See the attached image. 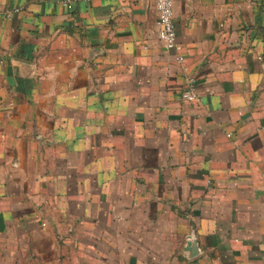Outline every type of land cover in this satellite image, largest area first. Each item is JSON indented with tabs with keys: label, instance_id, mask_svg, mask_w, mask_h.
Listing matches in <instances>:
<instances>
[{
	"label": "crops",
	"instance_id": "crops-1",
	"mask_svg": "<svg viewBox=\"0 0 264 264\" xmlns=\"http://www.w3.org/2000/svg\"><path fill=\"white\" fill-rule=\"evenodd\" d=\"M174 17L0 0V264H264V0Z\"/></svg>",
	"mask_w": 264,
	"mask_h": 264
},
{
	"label": "built area",
	"instance_id": "built-area-1",
	"mask_svg": "<svg viewBox=\"0 0 264 264\" xmlns=\"http://www.w3.org/2000/svg\"><path fill=\"white\" fill-rule=\"evenodd\" d=\"M118 3H139L154 1L155 8L158 14V39L165 46V48L176 54V61L182 64L185 60L183 56V46L180 44L175 28L174 5L177 0H113ZM68 9L72 8L70 2L64 3ZM10 16V15H8ZM194 81H189V90L185 93L184 97L189 101L196 100L197 96L194 93Z\"/></svg>",
	"mask_w": 264,
	"mask_h": 264
},
{
	"label": "water",
	"instance_id": "water-1",
	"mask_svg": "<svg viewBox=\"0 0 264 264\" xmlns=\"http://www.w3.org/2000/svg\"><path fill=\"white\" fill-rule=\"evenodd\" d=\"M186 252L189 254V258L193 259L200 255L201 251L198 245V241L194 236L188 238Z\"/></svg>",
	"mask_w": 264,
	"mask_h": 264
}]
</instances>
